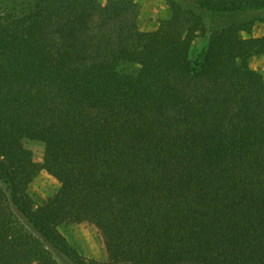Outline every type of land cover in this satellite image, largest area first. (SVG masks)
I'll return each mask as SVG.
<instances>
[{"label":"trees","instance_id":"obj_1","mask_svg":"<svg viewBox=\"0 0 264 264\" xmlns=\"http://www.w3.org/2000/svg\"><path fill=\"white\" fill-rule=\"evenodd\" d=\"M168 3L143 31L136 0H0V264H59L21 216L75 260L60 227L88 222L107 264H264V34ZM42 170L59 188L35 206Z\"/></svg>","mask_w":264,"mask_h":264},{"label":"rangeland","instance_id":"obj_2","mask_svg":"<svg viewBox=\"0 0 264 264\" xmlns=\"http://www.w3.org/2000/svg\"><path fill=\"white\" fill-rule=\"evenodd\" d=\"M20 2L21 0H16ZM107 3L108 0H101ZM139 5L138 27L143 31L155 30L159 27L160 22L171 16V9L168 0H136ZM185 7H191L201 12L205 16L206 26L210 29H220L232 23L247 24L252 35L262 36L264 34V9L245 10L232 13H217L215 16L200 10L193 0H175ZM6 4V3H4ZM205 43V33H197V37L193 42L190 57L195 58L198 51ZM252 68L261 73L264 77V54L257 55L250 61ZM130 71H137V66L126 68ZM25 148L30 152L35 161L43 160L45 144L38 140L25 139ZM59 188L58 180L42 170L28 186V194L32 198L35 206L41 204L47 197L54 194ZM26 226L38 237H40L45 245L52 252L54 258L59 264H107V253L100 232L90 223L81 222L60 227L61 233L66 237L68 242L76 250L77 260L64 254L56 249L50 243L46 242L37 229L28 221L27 218L21 216ZM37 264V263H34Z\"/></svg>","mask_w":264,"mask_h":264}]
</instances>
